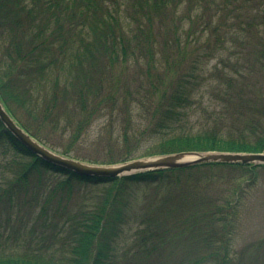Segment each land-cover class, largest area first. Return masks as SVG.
<instances>
[{
	"label": "trees",
	"instance_id": "16d2710c",
	"mask_svg": "<svg viewBox=\"0 0 264 264\" xmlns=\"http://www.w3.org/2000/svg\"><path fill=\"white\" fill-rule=\"evenodd\" d=\"M234 2L0 0V103L40 144L93 165L184 151L264 153V131L254 142L245 133L259 131L254 122L238 136H222L220 129H195L186 120L194 94L206 81L196 58L182 67L186 46L209 28L220 48L227 35L232 42L253 36L260 15L238 13L235 8L241 6ZM115 67L141 72L137 88L123 86ZM230 71L217 69L224 84L215 86L221 99H234L241 106L244 82L236 78V66ZM93 127L99 131L94 144L106 139L107 145L97 156L83 147ZM6 145L21 160L7 158L2 148ZM201 169H229L241 177L231 179L232 190L208 198L209 193L198 188L205 182L203 187L217 185L196 177ZM261 169L264 166L206 163L118 179L83 176L41 160L0 122V220L9 219L15 208L19 215L23 203L24 224L43 218L53 226L52 220H58L63 232L59 223L51 229L65 234L57 242L67 249L60 257L0 251V264H241L229 253L228 238L241 190L246 183L254 184ZM50 175L63 178L57 188L45 186L44 177ZM244 176H249L245 184ZM144 185L150 186V197L136 210L130 208L131 191ZM75 187L95 195L89 203H78L72 197ZM54 199L61 204L49 220L45 206ZM182 240L188 243L185 253L167 252Z\"/></svg>",
	"mask_w": 264,
	"mask_h": 264
},
{
	"label": "rangeland",
	"instance_id": "374dc122",
	"mask_svg": "<svg viewBox=\"0 0 264 264\" xmlns=\"http://www.w3.org/2000/svg\"><path fill=\"white\" fill-rule=\"evenodd\" d=\"M243 1H246V3L241 4ZM237 5L241 7L235 8V10L240 14L243 12L247 14L246 12H248V17H252L254 14H259L260 16L263 14L264 0H235L234 6ZM230 10H233V8ZM260 16L256 18L252 26L251 30L253 36L251 38L247 37L246 42L228 41L227 35L226 44L220 48V44L217 42V35L213 32L212 28H209L199 41L197 40L186 46V54L184 56V60L186 61L182 67H186L190 59L196 58V60H199L198 67L199 69L202 68L206 78V81L201 85L199 91L194 94V103L186 110V120L189 125H195V129L198 128L197 126H204L208 129H220V134L222 136L228 132L231 135L238 136L236 133L242 131V129L245 130V126L251 121L254 122V125L258 127L259 131L253 134H251V132H245L248 136L247 139L250 142H254L257 136L263 135L264 17ZM245 17L246 16H243V18ZM216 19L217 16H214L213 20L216 21ZM242 26L244 27V24H242ZM235 30L236 28L234 31ZM232 66H236L240 72L236 78L244 82L242 84V90L245 92V95L243 94L242 97L245 103H241V106H236L237 101L234 99L230 102H225L224 98L221 99L217 92H220V88L215 86L217 83L224 84L218 80L216 70L222 69L226 73H232V71H230ZM114 74L118 77H122L120 82L123 86H127L130 89L137 88L138 79L141 78V72L137 74V71L132 67L124 69L115 67ZM98 135L99 131L96 127H93L89 133L88 140L83 146L87 149L89 154L96 156L107 151L106 139H100V141L95 144L92 141L93 137L97 138L99 137ZM104 138L103 136L102 139ZM2 148L7 158L21 160L19 156L13 154L7 145ZM197 176L201 181H205L209 178L210 182H214V184L217 185L203 187L207 182L202 184V186L199 185L200 187L198 190L204 192V194L206 192L209 193V196H207L208 198L213 193L218 195L219 190L224 191L227 188L232 190L231 179L241 177L238 171H231L229 169H201L198 171L196 177ZM243 178L245 181L242 183L245 184L249 176H244ZM44 179L46 180L45 186L48 188H57L63 180V178L53 175L48 177L45 176ZM253 182L254 184L246 183V186L243 187L244 190H241L240 195L242 198L240 199V203H236L237 218L234 224V231L231 232L228 238V251L233 258L237 257L236 259H239L238 261H240L241 264H264L263 169L256 173ZM66 191L67 190H65V194H67ZM71 191L73 193L72 197L79 200L78 203L80 201L89 203L95 195L93 191L89 189L86 190L82 187H75ZM146 196L150 197V186L146 187L144 185L139 188H134L127 200L130 203L129 207L135 208L136 210L144 203ZM89 197H91L90 201L88 200ZM22 204L23 203L19 206L22 208L19 215H17V208H15L13 215H11L9 219L0 220V251L9 253L17 252L13 250H18V252H25L24 250H26L32 254L41 253L42 255L45 254V256L51 255L54 257H60L62 254H65L67 252L66 247L63 248V246L60 245L61 242H57L59 238H64L65 234L56 235V230L51 229L55 226V223L58 224L59 221L53 219L52 221L54 223L53 226H51L50 221H45L43 218H40L34 223L25 225L24 223L27 222V220H24V214L27 205ZM58 204L61 203L54 199L50 206H45L47 208L46 214L50 218H48L49 220L53 218L51 211H58ZM73 209V204H70L67 209L70 216L73 214ZM18 216L23 218V222H21V219H18ZM57 227L63 232L61 223H59ZM65 229L66 227L64 230ZM182 242L180 246L176 244L177 247L168 248L167 252L173 250L178 255L182 252L185 253L188 250V243L183 240ZM131 252H134V250L131 249Z\"/></svg>",
	"mask_w": 264,
	"mask_h": 264
},
{
	"label": "water",
	"instance_id": "95a60500",
	"mask_svg": "<svg viewBox=\"0 0 264 264\" xmlns=\"http://www.w3.org/2000/svg\"><path fill=\"white\" fill-rule=\"evenodd\" d=\"M0 122L4 128L41 160L83 176L118 179L151 171L184 169L206 163L264 166V153L184 151L133 159L114 165H93L64 157L40 144L26 133L0 103Z\"/></svg>",
	"mask_w": 264,
	"mask_h": 264
}]
</instances>
